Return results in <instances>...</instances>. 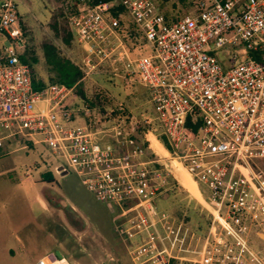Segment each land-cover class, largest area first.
<instances>
[{"label": "built area", "instance_id": "built-area-1", "mask_svg": "<svg viewBox=\"0 0 264 264\" xmlns=\"http://www.w3.org/2000/svg\"><path fill=\"white\" fill-rule=\"evenodd\" d=\"M180 2L70 0L69 20L86 77L120 66L127 84L148 91L145 133L162 146L165 138L170 156L207 191L204 237L186 216L155 205L174 174L126 132L127 120L108 135L98 109L73 89H33L16 0H0V150L16 137L46 145L97 202L119 206L114 230L132 264H264L252 240L264 229V0ZM116 112L128 111L121 103ZM63 259L51 252L33 264Z\"/></svg>", "mask_w": 264, "mask_h": 264}, {"label": "rangeland", "instance_id": "rangeland-1", "mask_svg": "<svg viewBox=\"0 0 264 264\" xmlns=\"http://www.w3.org/2000/svg\"><path fill=\"white\" fill-rule=\"evenodd\" d=\"M16 2L27 31L28 45L30 43L39 53L40 61L35 66L37 79L46 83L50 79L41 51L44 43L54 44L67 59L80 61L81 50L68 39L64 13L69 0ZM180 13L183 14V10ZM0 40L7 44L4 37ZM144 50L142 48L141 54ZM132 55H138V51L133 50ZM89 78L94 88L110 98V103H104L103 98H97L99 101L77 98L98 109L102 118L99 127L109 129V135L113 133L112 128L127 120L126 132L132 136L147 132L150 127L143 121L146 117L152 119L153 109L144 87L127 84L120 66L115 74L100 72ZM121 103L128 111L124 116L116 112ZM149 138L164 157L162 164L168 165L172 172L176 170L177 180L189 191L171 177L172 190L157 198L155 205L178 218L186 216L191 229L204 237L211 221L207 191L164 151L154 135ZM154 157L149 154V158ZM61 166L66 167L68 173L57 174L56 168ZM118 214L119 206L97 202L83 186L79 173L67 167L64 159L52 155L46 145L33 146L21 137L4 142L0 150V264H33L41 256L55 251L65 257L67 264H132L114 230L113 218ZM257 231L252 240L254 246L264 252V229Z\"/></svg>", "mask_w": 264, "mask_h": 264}, {"label": "trees", "instance_id": "trees-1", "mask_svg": "<svg viewBox=\"0 0 264 264\" xmlns=\"http://www.w3.org/2000/svg\"><path fill=\"white\" fill-rule=\"evenodd\" d=\"M105 1H111V0H105ZM181 1L179 4L183 5V7L187 8V5H184V0ZM17 3V2H16ZM178 6L173 3L172 8L173 10H176ZM183 9H180V11ZM75 12V9L71 6L70 0L68 3L67 8L65 9V15L67 18V25H68V39L71 40V42H75V36L74 31L70 25V17ZM19 21L23 27V30L25 32V36L27 34V31L24 28V25L22 24V19L20 17L19 11H18ZM166 17L168 21H176V18L172 17L169 18V13L166 14ZM28 36V35H27ZM66 40L68 43L69 40ZM41 51L44 56L45 64L47 67V71L50 74V79L46 83L43 80H39L36 77L35 73V66L39 63L40 57L37 49L35 47H32V45H28V40L26 44V48L24 53L21 55V60L23 63L28 64L31 67L32 70V81H33V89L35 91H41L44 88H47L49 85L53 84H59V85H65L66 87L73 89L75 96L79 97L82 100H91L97 101L98 99H105L106 101L104 103H110V98L103 94L101 91H99L97 88H94L93 81L85 76V73L80 68L79 62H74L71 59H67L66 57L62 56L59 49L51 43H44L41 46ZM86 88H89L87 90ZM94 88V89H93ZM98 98V99H97ZM99 101V100H98ZM94 105V102H92ZM140 136L139 142L144 148H149L153 151L155 150L154 141L153 139L149 138V135L144 133L142 135L138 134ZM135 139V138H134ZM162 143L164 146H160L164 149L165 152H167L169 155L174 154L173 149L168 144L167 140L164 138ZM155 156L162 157L160 153L156 151ZM168 166V165H167ZM175 173V171H173ZM176 175V176H175ZM177 174H174L175 181H177Z\"/></svg>", "mask_w": 264, "mask_h": 264}, {"label": "bare ground", "instance_id": "bare-ground-1", "mask_svg": "<svg viewBox=\"0 0 264 264\" xmlns=\"http://www.w3.org/2000/svg\"><path fill=\"white\" fill-rule=\"evenodd\" d=\"M50 264H67L64 260L53 262L51 261Z\"/></svg>", "mask_w": 264, "mask_h": 264}, {"label": "crops", "instance_id": "crops-1", "mask_svg": "<svg viewBox=\"0 0 264 264\" xmlns=\"http://www.w3.org/2000/svg\"><path fill=\"white\" fill-rule=\"evenodd\" d=\"M161 145V144H160ZM162 146V145H161ZM175 172H176V170H175ZM174 173V172H173ZM175 174V173H174ZM176 176V175H175ZM28 180V179H27ZM184 187V186H183ZM185 188V187H184ZM186 189V188H185ZM186 192H189L187 189L185 190ZM202 197V196H201ZM194 198V197H193ZM195 200H197L198 202H201V199H196L195 198ZM202 200H204L203 198H202ZM56 253H57V251H55ZM51 253V252H50ZM42 257V256H41Z\"/></svg>", "mask_w": 264, "mask_h": 264}, {"label": "water", "instance_id": "water-1", "mask_svg": "<svg viewBox=\"0 0 264 264\" xmlns=\"http://www.w3.org/2000/svg\"><path fill=\"white\" fill-rule=\"evenodd\" d=\"M75 216L74 217H79L77 214H74ZM80 218V217H79ZM81 221L83 222V224H84V221L81 219ZM57 254L59 255V256H61L62 254L60 253V252H57Z\"/></svg>", "mask_w": 264, "mask_h": 264}]
</instances>
